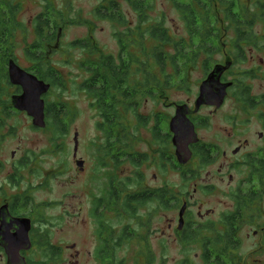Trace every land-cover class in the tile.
Wrapping results in <instances>:
<instances>
[{"label":"rangeland","instance_id":"rangeland-1","mask_svg":"<svg viewBox=\"0 0 264 264\" xmlns=\"http://www.w3.org/2000/svg\"><path fill=\"white\" fill-rule=\"evenodd\" d=\"M66 1L52 0L51 4L58 9H63ZM69 1L74 8L71 18L80 19L83 22L59 25L58 40L48 55L59 77L56 80H50L55 83L50 93L45 96L48 104H62L65 107L68 118L63 126L64 132L58 131V127L50 121H48L49 127L39 129L33 126V118L13 107V117L7 120L4 126H0V202L14 201L19 195L28 193L29 207L22 213L33 211V215L37 218L35 230L42 234L49 233L53 243L65 248L68 245H76L77 250L82 251L84 255L81 264H102L97 254V250L99 251L102 247L97 237L99 220L93 215V209L95 198L101 195L102 190H105L107 180L104 170L100 167L94 175L96 158L89 148L108 144L110 137L105 130L110 125L104 119L97 99L90 96L82 85L92 77L91 71L95 69V65L100 62L102 56L113 55L116 59L120 57L122 47L118 35L127 33L128 27L114 24L106 19L102 20L97 16L96 10L102 0ZM121 1L130 25L137 24V17L133 10L123 0ZM146 1L153 7L151 17L154 23L163 21L165 27L176 35L178 40H185V43L190 41L192 37L184 17L172 0ZM188 1L184 0V2ZM229 1L236 2L238 6L240 3H249L253 10L256 9L255 3H251L250 0ZM19 2L22 4L19 20L24 27L17 36L16 62L28 70L34 63L27 58L26 48L37 39L35 21L46 12L47 3L45 0H19ZM223 18L222 15L220 22ZM227 25L228 23L225 25L219 23L218 26L222 29L220 39L208 41L209 45L220 47L219 52L214 56V64L209 73L203 67L205 57L197 65L188 68L186 72H181L178 76L175 75L176 71L172 67H167L164 72L152 58L149 59L151 70L157 75L158 83L162 85L160 88L154 85L151 95L148 94L140 101L138 109H132L124 115L127 118L126 123L131 127L132 137H134V130L137 131L136 127L141 128L140 136L143 142H140L137 147L150 152L152 149L149 148V143L154 140V126L158 124L162 131L169 130V119L174 118L177 112V108L173 105L187 103L194 105L200 96L202 83L215 66L225 63L226 53L235 55L231 45L236 35L231 28L226 27ZM255 27V32L261 40L259 49L246 48V60H237L232 65L233 68L225 74V80L242 81L243 84L251 87L253 95L261 96L264 95V62L262 63L264 61V19ZM194 40L196 45L200 43L198 38ZM80 41L88 42L91 48L84 49L73 45ZM147 44L148 49L154 47L151 43ZM129 52V54H123L126 60L145 58L136 48L130 49ZM134 66V69H137L138 65L134 64ZM137 73L134 72L135 77ZM137 81L144 82L145 74H138ZM12 91L10 102L15 95V89ZM233 92L236 93V91ZM237 102L234 99L228 100L226 107L219 114H215L214 109L209 107L202 109L196 122L199 124L198 133L204 142L215 145L217 141H221L227 143L228 148L232 140L228 135L220 132V129L233 130L234 122L231 116L246 119L236 106ZM58 110L63 111V109ZM255 112L258 111L255 110ZM206 121L209 123L208 127H204ZM254 122L250 130L239 126L240 133H243L240 134L239 140L242 137L252 139L253 142L258 141L255 132L260 130V126L257 121ZM76 134L79 138L80 155L88 162V170L85 174L80 173L74 158ZM115 140L116 137L111 138L110 143H114ZM236 141L233 143L235 144ZM180 165L177 162L176 170L170 172L167 170L164 173L151 168L147 172V180L151 185L149 187L164 186L167 183L176 189L180 197L187 194L191 196V211L197 221H199L198 212L201 208L204 215L209 209L216 212L205 221L218 222L226 209L233 205L232 200L227 198L231 188L229 189L221 182L220 163L205 167L201 165L200 159L194 158L184 170L180 168ZM132 169L135 170L130 163H125L114 174L121 178L120 182H128V178L136 177ZM155 173L160 174V180L153 181ZM205 184L215 185L216 189L209 192ZM37 210L42 212V215L37 213ZM179 213V211H161L149 220L145 218L148 216L145 211L139 213L140 217L134 219H124L117 213H108L109 217L104 216L106 219L104 221L109 222L118 231V235L129 237L127 242H122L116 249L117 259H126L129 264H134L135 260L138 264H150L149 258L153 257L152 264H180L182 260L188 258L196 264H203L201 256L204 250L199 244L182 241L175 232L169 233L165 239H162V231H167L171 221L178 225ZM150 230H155L156 233L148 236V241L142 240ZM242 239L240 249L234 252V261L237 264H264V248H258L260 238L249 239L245 236ZM40 241L41 238H39ZM71 254H75L74 250L66 252L64 264L75 263L71 259ZM30 256L33 264H50L51 262L46 251L40 247H37ZM0 264L4 263L0 260Z\"/></svg>","mask_w":264,"mask_h":264},{"label":"flooded vegetation","instance_id":"flooded-vegetation-1","mask_svg":"<svg viewBox=\"0 0 264 264\" xmlns=\"http://www.w3.org/2000/svg\"><path fill=\"white\" fill-rule=\"evenodd\" d=\"M222 82H229L225 80V75L222 77ZM235 84L237 85V83ZM51 87L53 89L52 84ZM137 90L138 88L136 87L132 105L122 106L119 109L124 115L132 109H138L142 96L139 95ZM233 91H236V93ZM119 99L125 100V97L122 95ZM230 99L238 101L236 106L246 116V119L243 120L236 118V116H231L230 118L234 122L233 132L228 128L226 130L223 127L222 130L220 129V132L225 133L232 140L228 144V148L225 142L217 141L215 145L204 142L200 137V133H198L199 124L196 122V118L205 107L212 108L215 114H219L226 107L227 101ZM183 105H188L192 110L196 108L195 104L190 105L189 103L174 104L173 106L177 108ZM170 108H172L171 105ZM108 109L109 106L100 109L104 114L103 117L107 114ZM255 110L258 112L256 113ZM189 119L195 124L199 142L191 145L192 157L186 165L181 164L177 159V147L174 146L175 135L171 130L173 117L169 119V130L162 131L158 124L154 126V140L149 143V148L152 149L150 152L137 147L140 142H143V138L140 136V126L136 127L137 131L134 130V137L131 136V127H129L130 131L128 130L129 136L127 139L124 138L119 143H110L113 136L110 137L107 145L89 148V151L96 158L94 175H96L100 167L101 170H104V176L107 180L104 186L105 190H102L101 195L95 198L93 209V215L99 220L97 237L100 243H102V247L99 251L97 250V254L102 264H104V260H116V249L122 242H127L129 239L125 235H118V231L109 222L104 221L106 220L104 216L109 217L107 215L108 213H117V215L124 217V219H134L140 217L141 214L139 215V213L145 211L148 216H142L149 220L153 219L156 213L160 214L161 211H179L178 225L174 221H171L168 224L167 231H162V239H165L169 233L175 232L178 238L187 242L184 238L186 234L193 235L203 229H205L203 232L204 235L214 239V231L221 229L224 235L234 234L235 240L230 251L239 250L242 245V238H245V236L249 239L259 237L258 248H264V95H253L251 87L246 85H232L227 89V96L221 105H204L198 113L190 115ZM254 121H257L260 126V130L255 132L258 141L253 142L252 139H243L242 137L239 140L240 134H243L240 133L239 126L246 127V130H250V126H253L255 123ZM204 123V127H208L209 123L207 121ZM105 132H107L109 137L110 131L105 130ZM233 141H236V143L234 144ZM79 149L80 146L77 150L75 147L74 158L80 168V173L85 174L88 170V162L86 158L84 159L80 155L81 152ZM194 158L200 159L201 165L205 167H211L220 163L219 171L221 182L225 186H228L229 189L231 188L227 194V198L232 200L233 205L226 209L218 222L205 221L206 218L213 216L216 212L209 209L204 215L201 208L198 212L199 221H197L193 211H191V196L187 194L184 197H180L176 189L167 183L164 186L149 187L151 185L147 180V172L151 168L161 170L163 173L167 170L170 172L176 170L177 162H179L181 164L180 168L184 170ZM125 163H130L135 168V170L132 169V172L136 177L128 178V182L132 183L120 182L121 178L116 174ZM114 172L116 173L114 174ZM153 178V181L160 180V174L155 173ZM205 186L209 192L216 189L215 185L205 184ZM130 196H137L139 201H141L139 206H136L134 213L131 212L127 205ZM28 200L29 194L24 193L19 195L14 201L8 202L4 200L0 202V229L3 221H7L9 224L11 223L9 236H14L18 233L21 227L20 224H29V239L32 246L29 249L24 248L21 250V258L25 259L26 264H33V259L30 255L37 247H40L46 251L47 257L51 261L50 264H64L65 258L67 257L66 252L74 250L75 254L70 255L71 259L75 261L73 264H81L84 255L82 251L77 250L76 245H68L65 248L64 246L53 243L50 240L49 233L42 234L40 231L35 230L37 218L33 215V211L31 213H22L23 210H28ZM185 205L186 210L181 225V211ZM37 213L42 215V212L38 210ZM154 233H156L155 230H150L142 240L148 241L147 237ZM39 238H41L40 242ZM0 250V260L4 264H9L10 258L8 257L7 248L0 245Z\"/></svg>","mask_w":264,"mask_h":264},{"label":"trees","instance_id":"trees-1","mask_svg":"<svg viewBox=\"0 0 264 264\" xmlns=\"http://www.w3.org/2000/svg\"><path fill=\"white\" fill-rule=\"evenodd\" d=\"M135 13L137 24L129 23L124 12V6L121 0H102V3L96 10L97 16L102 20H109L114 24L127 26V33L118 35L122 54L118 59L113 55L102 56L100 62L95 65V69L91 72L92 77L82 86L93 98H97L100 109L109 106L107 114L104 118L108 121L110 127L109 137H116L114 143L127 139L130 131V125L126 123L127 118L120 112V108L126 105H132L134 100L135 88H138L140 98L151 95L152 87H161L162 83H158V77L151 70L150 58L155 61L158 67L164 72L167 67L175 69L176 74L186 72L188 68L197 65L203 57V67L209 73L214 64V56L219 52L220 47L213 44L209 45L208 41H218L220 39L222 29L219 23L231 28L236 35L231 47L235 55L226 53L233 60V65L237 60L245 61L247 57L246 48L259 49L261 40L255 32V26L259 21L264 19V0H250L255 3L256 9L253 10L250 4H241L238 6L236 2L229 0H172V3L184 17L186 27L190 32L191 39L185 43V40H178L170 30H168L163 21L153 22L151 12L153 7L147 4L146 0H123ZM46 12L41 14L35 21L36 41L26 48V56L34 63L28 72L37 75L41 80L53 84L50 80H56L59 75L51 61L48 58L49 52L58 40L57 29L59 25L67 23L80 24V19H72L73 13L72 2L67 0L63 9H58L52 5V0H45ZM22 4L19 0H0V126H4L6 121L13 117V105L10 102V96L13 93H21L22 89L13 87L8 74L9 62L17 61V40L18 33L23 30V24L19 20ZM224 16L220 22L221 16ZM199 39L200 43L196 45L194 39ZM58 43V42H57ZM154 45L148 49V44ZM188 44V45H187ZM196 46H195V45ZM76 47L90 49L88 42L80 41L73 44ZM226 47V46H225ZM136 48L140 50L143 58L132 61L123 57L124 53H130V49ZM173 52L171 53V50ZM141 59V60H140ZM137 64V69H134ZM182 65V66H181ZM233 68V67H232ZM231 68V69H232ZM230 69V70H231ZM136 71V77L134 72ZM229 70V71H230ZM228 71V72H229ZM212 72V71H211ZM145 74V81H137V75ZM135 77V78H134ZM173 78V76H170ZM233 86L245 84L242 81H229ZM237 83V85L235 84ZM124 96L125 100L119 99ZM46 96V95H45ZM44 96V98H45ZM46 101V100H45ZM58 109H63L59 111ZM62 104L46 105L47 127L48 121L53 122L58 127V131L64 132L63 126L68 118V113L64 110ZM113 118V119H111ZM142 122L143 119H141ZM120 129V130H119ZM141 201L138 197L130 196L127 205L132 213L136 211ZM204 230L196 232L193 235H185L188 243H197L204 250L201 256L203 264H237L234 261V252L230 251L234 243V234L224 235L222 230L214 231V239L204 235ZM153 257L149 258L151 263ZM104 264H129L126 259L104 260ZM138 264V261H134ZM180 264H196L191 259H184Z\"/></svg>","mask_w":264,"mask_h":264},{"label":"water","instance_id":"water-1","mask_svg":"<svg viewBox=\"0 0 264 264\" xmlns=\"http://www.w3.org/2000/svg\"><path fill=\"white\" fill-rule=\"evenodd\" d=\"M8 74L12 86L22 89L21 93L15 94L11 98L13 107L20 112L28 114L33 118V126L39 129L47 128L46 101L44 96L52 90L51 84L41 80L37 75L28 72L14 60L9 62ZM233 60L227 56L225 63L218 64L204 80L200 87V96L195 103V109L192 110L188 105L178 106L175 117L171 123V130L174 137V146L177 147V159L181 164L186 165L192 157L191 145L199 142L198 133H196L195 124L189 119V116L200 111L202 106L221 105L226 96L227 89L232 86L231 82H222V77L232 68ZM76 138V150L79 147L78 134ZM80 166H82L79 163ZM186 205L182 209L181 225ZM17 222V221H16ZM18 233L9 236L11 223L3 221L0 229V245L5 246L10 258L9 264H26L24 258H21L22 249H29V224H20ZM24 225V226H23Z\"/></svg>","mask_w":264,"mask_h":264}]
</instances>
